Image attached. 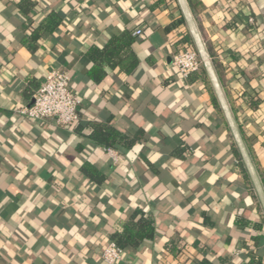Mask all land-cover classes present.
Instances as JSON below:
<instances>
[{
	"label": "crops",
	"instance_id": "0c3cea01",
	"mask_svg": "<svg viewBox=\"0 0 264 264\" xmlns=\"http://www.w3.org/2000/svg\"><path fill=\"white\" fill-rule=\"evenodd\" d=\"M50 68L67 127L18 111ZM111 128L133 144L90 137ZM137 208L153 238L116 264H264V0H0V264H105Z\"/></svg>",
	"mask_w": 264,
	"mask_h": 264
},
{
	"label": "built area",
	"instance_id": "2783aa9c",
	"mask_svg": "<svg viewBox=\"0 0 264 264\" xmlns=\"http://www.w3.org/2000/svg\"><path fill=\"white\" fill-rule=\"evenodd\" d=\"M248 23L254 25L249 16ZM135 34H140L137 29ZM201 60L191 47H187L172 55V65L183 79L201 69ZM81 100L71 88V77L64 68H50L43 77L41 85L32 94L29 105L19 109V113L36 122L51 120L57 127H67L78 120ZM107 153L116 160L117 152L107 148ZM123 250L114 242L109 241L103 248L100 258L105 264H116L122 257Z\"/></svg>",
	"mask_w": 264,
	"mask_h": 264
},
{
	"label": "trees",
	"instance_id": "16d2710c",
	"mask_svg": "<svg viewBox=\"0 0 264 264\" xmlns=\"http://www.w3.org/2000/svg\"><path fill=\"white\" fill-rule=\"evenodd\" d=\"M190 46H188L189 48ZM136 63L133 60L131 67ZM130 70V69H129ZM254 103L251 102V105ZM90 137L99 143L105 144L107 147L113 146L117 147L120 143L125 147H130L133 144V140H129L126 136L119 134L113 128L106 129L104 131L95 129L91 132ZM85 168L88 171L94 172L95 169L90 164H85ZM241 223V222H240ZM154 226L152 218L143 210L135 209L128 220L123 226L122 231L112 232L109 236L110 241L114 242L123 251L135 249L141 242L145 240H150L153 238ZM255 241L258 240L257 236L253 238ZM170 250H174L173 247L167 246ZM250 262L253 263L258 260V257L254 254L250 255ZM196 264H211L207 259L197 262Z\"/></svg>",
	"mask_w": 264,
	"mask_h": 264
},
{
	"label": "water",
	"instance_id": "95a60500",
	"mask_svg": "<svg viewBox=\"0 0 264 264\" xmlns=\"http://www.w3.org/2000/svg\"><path fill=\"white\" fill-rule=\"evenodd\" d=\"M199 54H201L200 55L201 59L203 60V63L205 65V67H206V65L208 64V58H207L206 54L203 53L201 49L199 50Z\"/></svg>",
	"mask_w": 264,
	"mask_h": 264
}]
</instances>
